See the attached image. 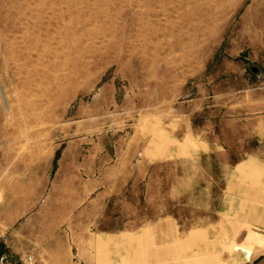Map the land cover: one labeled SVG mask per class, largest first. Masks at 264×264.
Instances as JSON below:
<instances>
[{"label": "rangeland", "instance_id": "rangeland-1", "mask_svg": "<svg viewBox=\"0 0 264 264\" xmlns=\"http://www.w3.org/2000/svg\"><path fill=\"white\" fill-rule=\"evenodd\" d=\"M259 228L264 0H0V264H204Z\"/></svg>", "mask_w": 264, "mask_h": 264}, {"label": "crops", "instance_id": "crops-1", "mask_svg": "<svg viewBox=\"0 0 264 264\" xmlns=\"http://www.w3.org/2000/svg\"><path fill=\"white\" fill-rule=\"evenodd\" d=\"M167 139V141L169 143L173 142V144L175 145V141L169 136V137H165ZM172 147V146H171ZM155 149V148H154ZM170 149V147H169ZM151 148L148 149V159L150 161V156L151 154H149V152L151 153ZM147 151V150H146ZM145 151V152H146ZM154 159V158H152ZM163 159H169V158H162V161H164ZM141 161H143V163H145L146 161L144 159H142ZM148 161V162H149ZM159 161V160H158ZM149 163H153V162H149ZM170 226V225H169ZM166 229H168V226H161L160 230L165 232ZM259 232L254 233L253 237L250 238H235L232 240H228L226 242V245H222L221 247V253L220 256L217 258L216 261H214V258H212V255L206 259V262L204 264H264V229L259 228L258 229ZM167 243H175L178 240H171L169 238L167 239H162V241H166ZM234 242V244L232 245V243ZM227 246L230 248V250H224V247ZM164 255V254H163ZM165 257L159 259L158 261L160 263L163 264H181V261H176V257L175 254L172 255H164ZM179 258L181 257V255L178 256ZM147 262H152L149 260H147ZM186 264H191L190 262L186 263Z\"/></svg>", "mask_w": 264, "mask_h": 264}]
</instances>
